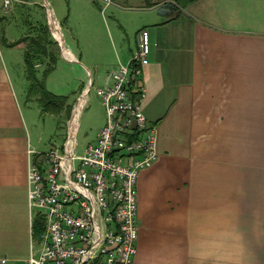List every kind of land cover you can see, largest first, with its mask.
<instances>
[{
    "label": "crops",
    "instance_id": "0c3cea01",
    "mask_svg": "<svg viewBox=\"0 0 264 264\" xmlns=\"http://www.w3.org/2000/svg\"><path fill=\"white\" fill-rule=\"evenodd\" d=\"M86 1L100 17L109 6L132 15L117 45L107 34L119 56L93 63L96 88L130 59L137 31L148 32L142 112L155 127L157 158L136 179L131 264H264V0ZM42 5L61 56L88 75L81 95L92 85L90 63L63 48ZM10 42L0 29V256L22 263L37 248L26 149L52 147L40 150L31 136L25 76L6 62Z\"/></svg>",
    "mask_w": 264,
    "mask_h": 264
},
{
    "label": "built area",
    "instance_id": "2783aa9c",
    "mask_svg": "<svg viewBox=\"0 0 264 264\" xmlns=\"http://www.w3.org/2000/svg\"><path fill=\"white\" fill-rule=\"evenodd\" d=\"M26 1L0 0V16ZM148 44V32L140 28L130 59L118 63L95 89L105 120L81 154L74 152V135L87 89L75 100L61 145L43 153L26 150L27 207L35 209L41 225L37 248L30 247L22 264H131L137 239L136 179L157 158L155 127L142 112L146 89L140 77ZM0 264L13 261L1 255Z\"/></svg>",
    "mask_w": 264,
    "mask_h": 264
},
{
    "label": "rangeland",
    "instance_id": "374dc122",
    "mask_svg": "<svg viewBox=\"0 0 264 264\" xmlns=\"http://www.w3.org/2000/svg\"><path fill=\"white\" fill-rule=\"evenodd\" d=\"M82 1L87 2L86 0H46L48 8L52 11L53 18L59 26V32L63 39V48L72 51L84 63H90L89 70L91 72L92 85L86 90L83 97L84 103L80 109L78 108L79 112L74 135V152L76 154H81L87 144L93 143L99 124L102 120L103 122L105 120L103 106L95 93L94 72L98 70L93 69V63H110L117 59L119 49H115L109 44L107 34L109 33L114 45H117L118 39L123 37V30L126 28L125 24L132 21L131 14L115 12L111 6L100 13L101 18L99 13L96 12V10L99 12L98 8H100L97 3L98 6L95 4L96 6L93 8V6H89ZM41 2L42 0H27L7 15L0 16V29L7 40L13 42V44L10 42V46H15L7 50L9 53L6 54V62L12 70H17L25 76L24 79H26L24 50L27 47V42L26 40L17 41L25 37V34L30 31L28 29H31L26 21H39L46 24L47 18ZM23 11L25 12L23 13ZM46 27L52 39L53 36L49 32L47 24ZM50 37L48 38L50 39ZM58 41L60 42V40ZM55 43L56 46L53 43L47 44V50L53 56V66L46 73L43 70L45 62L38 60L40 65L37 67L33 62L37 55H30L34 75L38 79H42L43 87L47 91L65 96L66 104L71 105L72 110V108L74 109L76 98L80 96L81 88L85 87L87 83L88 75L82 65L63 58L60 53V46H58L56 41ZM2 49L5 51V48ZM64 52L66 53V51ZM27 86L28 80H26V88ZM27 105L32 111L33 119L30 125V133L32 137L39 136L40 150L60 146L62 140L65 139L66 116L39 112L37 109L39 108L38 102L34 98H30ZM28 211L30 212L31 229L33 230L35 222L38 223L40 228V221H37L34 217L35 209L31 211L28 209ZM37 231L34 229V236H32L34 244L37 242ZM13 264L22 263L14 261Z\"/></svg>",
    "mask_w": 264,
    "mask_h": 264
},
{
    "label": "trees",
    "instance_id": "16d2710c",
    "mask_svg": "<svg viewBox=\"0 0 264 264\" xmlns=\"http://www.w3.org/2000/svg\"><path fill=\"white\" fill-rule=\"evenodd\" d=\"M189 1L191 0H177L176 3L184 5ZM19 6L20 5H15L14 8L17 9ZM24 12L25 11H23V13ZM26 23L30 25L29 28L31 29H28L30 31L28 34H25V37L17 41L21 42L26 40L27 42V47L24 50L25 75L26 80H28L26 96L27 98H34L37 100L40 111L50 114H61L66 116L65 118H68L71 105L66 104L65 96L49 92L43 87L42 79H38L34 75V69L30 59L31 54H36V58L39 61L45 62L43 70L46 73V71L53 66V56L47 50V44L53 43L55 45L56 43L48 34L45 22L26 21ZM48 37H50V39ZM11 44H13V42ZM33 229H39L38 223L35 222Z\"/></svg>",
    "mask_w": 264,
    "mask_h": 264
},
{
    "label": "bare ground",
    "instance_id": "6f19581e",
    "mask_svg": "<svg viewBox=\"0 0 264 264\" xmlns=\"http://www.w3.org/2000/svg\"><path fill=\"white\" fill-rule=\"evenodd\" d=\"M56 22L54 21V19L52 18V16H50V18H49V25H50L51 31H52V33H54V36H56L60 40V42H61V37H60V33L58 31V27H57ZM67 53L64 52L65 55H68ZM76 108H77V106H76Z\"/></svg>",
    "mask_w": 264,
    "mask_h": 264
}]
</instances>
